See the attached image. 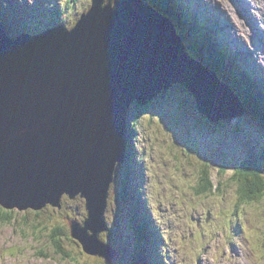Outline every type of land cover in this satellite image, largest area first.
Returning <instances> with one entry per match:
<instances>
[{
    "label": "water",
    "instance_id": "obj_1",
    "mask_svg": "<svg viewBox=\"0 0 264 264\" xmlns=\"http://www.w3.org/2000/svg\"><path fill=\"white\" fill-rule=\"evenodd\" d=\"M91 10L73 29L18 39L0 20V204L61 207L64 194H81L84 225L98 239L117 166L126 162L133 102L150 105L178 84L211 123L245 111L145 0H95ZM78 239L92 250L89 238Z\"/></svg>",
    "mask_w": 264,
    "mask_h": 264
},
{
    "label": "rangeland",
    "instance_id": "obj_2",
    "mask_svg": "<svg viewBox=\"0 0 264 264\" xmlns=\"http://www.w3.org/2000/svg\"><path fill=\"white\" fill-rule=\"evenodd\" d=\"M0 1L3 2L0 15L3 20H8L14 26L12 36L15 37L18 36L19 29L27 24L29 32L33 34L56 24H66L73 29L81 14L90 8L92 0ZM208 1L210 4H207L212 6V0ZM51 3L55 4L53 8H57L49 15ZM219 4L223 8L222 13L232 21L233 30L228 34V39L233 40L236 37L238 40L234 41L239 42L242 39L240 30L245 33L244 43L249 42L251 45L254 63L260 65V68L263 67L264 0H244L241 4L237 0H220ZM45 6H49V9ZM41 8L44 9L45 16L40 13ZM37 17L40 20L38 23ZM205 19L206 23L211 20ZM219 20L223 22L224 18L221 16ZM254 22H257V27ZM220 31L226 37L227 23L224 22ZM213 54L215 56V52ZM212 60L210 61L214 65L217 60L214 57ZM193 61L199 63L200 60L193 58ZM217 71L221 75L224 74L220 70ZM238 71L245 73L241 69ZM257 87L260 86L255 84L253 88ZM249 92L250 89L247 93ZM158 97L160 101L156 106L145 109L146 111H143V108H147L145 106H136L132 110L133 117L143 111L136 120L137 132L140 135L136 138L141 141V136L148 137L143 172L146 181L141 182L144 189L152 194L149 193L146 197L142 194L141 202L134 204L120 198L118 189L113 188L115 194L111 191L109 206L105 210L109 230L100 234L98 239L94 231H82L94 236L95 243L98 244L89 252L78 237L74 236L73 220L68 223V218L75 219L80 224L87 219L85 201L80 197L65 198L62 209H6L13 210V219L10 222L0 220V264H111L108 260L112 259L113 251L116 254L113 264H132L133 250L138 248V244L133 245L137 243V236L132 240L131 237L135 235L133 232L129 233L128 229L132 226L131 214L125 213L136 205L135 210L138 207L139 210L149 213L140 216L139 223L153 222L161 232L164 250L168 249L172 254L168 264H264L263 252L257 250V243L261 241L260 246L264 242V197L239 201L238 183L233 179L235 164L247 159L246 157L254 158L264 170V131L259 129L260 125L257 123L258 127H255L252 120L244 118L237 126L238 130L243 132L241 136L236 134V123L227 120L222 121L220 126L207 127L202 135L200 127L204 124L203 119L207 121L208 118L202 117L197 111L194 95L191 97L188 91L179 85L160 93ZM184 108L187 113L190 111V115L183 114ZM257 109L255 112L264 110L262 105ZM192 124H195L193 127L198 130H194V135H189V127ZM208 131L220 134L213 135L214 139L221 141L220 143L210 140L216 144H212L209 160L214 183L216 186L220 185L221 189L199 196L195 194L194 184L201 177L200 164L205 163L202 156L189 151L191 143L188 142L190 138L191 141L195 139V142L201 139L198 144L202 143V137H206ZM199 133L201 137H198ZM234 135L237 139L233 138ZM140 146L142 147L143 143ZM117 172L119 184L125 167L118 165ZM0 208L5 210L1 204ZM53 227L63 228L54 235V240H58L60 248L51 241ZM255 238L258 239L257 242ZM149 256L154 257L156 254ZM147 260L149 258L145 259V262Z\"/></svg>",
    "mask_w": 264,
    "mask_h": 264
},
{
    "label": "trees",
    "instance_id": "obj_3",
    "mask_svg": "<svg viewBox=\"0 0 264 264\" xmlns=\"http://www.w3.org/2000/svg\"><path fill=\"white\" fill-rule=\"evenodd\" d=\"M151 2L160 13L172 18L173 20L175 19V22H177L178 24L179 30L182 32L183 38L186 40L187 48L189 51L194 52L197 56L199 55L200 58L204 60L206 59L212 60V58L215 57L211 49V46L209 45V42L203 39L196 40L195 38L191 36H187L188 31H191V32L194 31V29L188 25V24H192V20L189 18L186 10L184 11L180 9L177 10L179 7L175 6L176 1L174 2L175 5L172 4L173 0H151ZM214 63L216 67H214L213 64H211L214 68L220 69L222 73H224L225 75L233 79L232 70L228 69L227 65H224L220 61L214 62ZM237 73H240V72L238 71ZM240 74L244 75L243 72ZM223 79L227 81V79H225L224 77ZM239 84L240 85L238 84L237 85L239 87L242 86L243 94L249 97L247 93L245 92V82H242ZM256 96H257L256 97L257 99L259 100L262 99L260 95L256 94ZM249 99H250V102H246V103L250 105L251 111L255 112V110L258 108L259 105L256 106V102H253L252 97H249ZM143 111H146L145 108H143ZM263 111L258 112V113H261V117H262L261 121H264ZM137 127L138 126L134 123L131 125V128H129L131 139L135 138L134 132L135 130H137ZM194 130L196 131L194 127H190L189 135H194ZM194 140L195 139H192L193 141L192 142L189 138L190 142L188 143H191L189 145V151H191L192 154L196 153L197 156L198 155L202 156L203 157L202 159L204 160V163H205V164H200L199 166L201 168L199 170L201 177L194 184L195 186L193 185L195 194L202 196V195H207L208 193L211 194L212 192H215V191L216 192L220 191L221 186L220 185L216 186L214 183V179H213L212 172H211V166H210L211 163L209 160L208 151L206 149L203 151H200V144H196ZM130 165L136 166L135 163L133 164V161L130 162ZM222 165L223 167H226L225 164H222ZM223 169H226V168H223ZM126 175H127L126 180L123 182V184L120 182V185H119L121 198H125L126 201L129 200L130 194L133 193L131 191V187L135 188V191L138 193L139 197L141 196L140 193L145 194L144 187L142 186L143 183L141 182L142 183L141 184L140 182L138 183L137 181L135 182V178L138 177V175H142V174L138 173V175L136 174L135 176V172L132 173L131 167H130V170L128 167V170L126 171ZM233 177H234L233 179H235L236 182L238 183V192H239V196L241 197V199L240 197L238 198L239 201L243 202L242 199H248L251 201V200H257V198L259 197H264V170L261 167V164L258 163V161L248 159V161L242 162L240 165L234 168ZM116 183L118 182L116 181ZM114 188L116 190L115 186ZM12 212L13 210L12 211H9L6 209L1 210L0 208V220H3L5 222H10L13 219ZM61 229L63 228L53 227L52 229L53 235H51V238H52L51 241L52 242L54 241L55 243L53 242V244L59 248H60V245L58 244L59 242L56 239L54 240V235L56 232H60ZM137 233L138 234L136 235H137V242H138L137 247L138 248L136 249L135 264H146V263L156 264L155 262H153V257L149 256L150 254H152V252L148 250V246L149 245L151 246L152 244L154 252L159 253L160 248L158 247V245L160 246V244H159V241L156 240L158 238L157 233H154L153 236L150 238V240H149V237H150L149 234L144 235L143 232H140L139 229H137ZM146 254H148L149 260L145 262V259H147Z\"/></svg>",
    "mask_w": 264,
    "mask_h": 264
},
{
    "label": "bare ground",
    "instance_id": "obj_4",
    "mask_svg": "<svg viewBox=\"0 0 264 264\" xmlns=\"http://www.w3.org/2000/svg\"><path fill=\"white\" fill-rule=\"evenodd\" d=\"M190 2H192V3H194V1L195 0H189ZM201 2H204V4H205V6H206V8L208 9V10H212V11H214L213 13H215V12H224V11H222V7H221V5L219 4L220 3V0H212V6H210V5H208V4H210L209 3V1L208 0H200ZM241 1H244V0H237V2L238 3H240L241 4ZM208 3V4H207ZM95 4V0H92L91 1V4H90V8L87 10V14L88 13H90L92 10H91V6H93ZM193 5V4H192ZM252 10H254V8H251ZM247 13V12H246ZM221 16H223V18H224V21H223V23L219 20V21H214L210 16H209V18L211 19V20H208L209 22H207L206 23V19H203V21H201V22H197V23H192V25H194V27H191V28H195V29H197V30H202V29H205V31L207 32V31H209V29L208 28H206V25H210V26H212V27H214V28H218L219 30L221 29V27L224 25V22L225 23H227V31H226V35H228V34H230L231 33V31L233 30V26L231 25V23H232V21L229 19V17H227V16H225L224 14H221ZM7 19H8V17H6ZM0 19L1 20H3V18L1 17V15H0ZM172 19V18H171ZM43 22V21H42ZM34 23V22H33ZM32 23V24H33ZM171 24L172 25H174L175 27H176V29L178 28V30H179V27H178V25L176 24V22H175V19L174 20H172L171 21ZM257 22H254V25H255V27H257ZM31 28H33V26H30ZM198 27H201V28H198ZM214 28H212V29H214ZM25 30H28L29 31V25L27 24V25H25L23 28H21V29H19V31L21 32V31H25ZM169 30V29H168ZM180 31V30H179ZM211 31H213V30H211ZM223 31H225V30H223ZM42 34V33H41ZM202 34V33H201ZM244 34L245 33H243L241 30H240V34L239 35H241L242 36V39H240V41L238 42L239 44H237V45H235L234 43H233V45L232 46H235V48L238 50V52L239 53H241V54H243V55H249V57H253L254 56V54H252L251 52H250V44H249V42L248 43H244ZM190 35V33L187 35V36H189ZM194 35H196L195 33H194ZM9 37H11V36H9ZM178 38L184 43V45H185V47H186V42H185V39L183 38V36L182 35H178ZM235 39H237L236 37L235 38H233V40H235ZM238 40V39H237ZM190 42V41H189ZM233 42H236V41H233ZM247 42V41H246ZM216 44V43H215ZM220 49V48H219ZM222 49V48H221ZM219 50V54L217 53V51H218V49H216V48H214V49H212V51L213 52H215V59L217 60V62L218 61H220L221 63H223L224 65H227V66H232V59L229 57V55L227 54V52L226 51H223L224 49H222V50ZM255 52H257L256 50H254ZM217 56H218V58H217ZM204 60V59H203ZM205 62H210V63H206L207 65H211L212 63H211V61H210V59H206V60H204ZM199 63H201L200 61H199ZM214 65H215V63H214ZM213 65V66H214ZM212 66V65H211ZM215 67V66H214ZM210 67H206V69H209ZM216 69V68H215ZM233 69L236 71V72H238V70H240V69H244L239 63H234V67H233ZM217 70H220V69H216V71ZM221 71V70H220ZM218 72V71H217ZM235 72V73H236ZM220 75H221V73L220 72H218ZM243 74L244 75H247V74H245L244 72H243ZM238 75H241L240 73L238 74ZM222 77H224L225 79H227V80H229V81H231V84L232 83H238V82H243L242 80H240V81H236V79H232L231 77H229V76H227V75H225V74H222L221 75ZM254 77V76H253ZM226 81V80H225ZM219 82L221 83V84H223L224 86H227V87H229V85H230V83L229 82H224L223 81V83H222V81L221 80H219ZM233 87V86H232ZM254 87H255V85H254ZM232 89H234V88H232ZM186 90V89H185ZM249 91V89H247V88H245V92L247 93ZM262 91L264 92V90L262 89ZM244 103L242 102V107H245L246 109H242V110H244L245 112H246V110L248 111V112H250L251 114H253V112L254 111H251V109H250V105L248 104V103H246V102H250V99H249V97H247V96H245V98H244ZM259 105H263V104H259ZM264 106V105H263ZM263 109H264V107H263ZM263 114H264V111H263ZM259 115L261 116V113H259ZM241 117H243V116H241ZM260 122L262 123V124H264V121H261L260 120ZM130 124V122H128L127 121V125H129ZM209 139L210 140H212L213 139V137H209ZM136 140H137V138H136ZM136 144H137V142L135 143V145H134V147H132V148H128V150H127V153H126V164H127V167L129 166V164H128V157H130L131 155H133V154H135L136 152H137V150L139 149V146H136ZM146 150L144 149V150H142V153H143V156H145L146 155ZM134 162H135V167L136 168H138V169H140L141 171L140 172H142V174H143V172H144V169L140 166V164H139V162L137 161V160H135L133 157L131 158ZM244 161H248V160H243L242 162H244ZM200 164V163H199ZM141 165H143L142 163H141ZM235 166H236V164H235ZM145 175V174H144ZM136 179V181H137V183L138 182H140L141 183V181H144L145 179H143V178H141V177H136L135 178ZM142 184V183H141ZM111 187V186H110ZM113 188V187H112ZM119 197H120V189H119ZM145 197V196H144ZM130 199V201L132 202V203H136V202H138V201H140L141 200V196L139 197V195H137L136 197H135V194L134 193H131V197L129 198ZM86 207V211H87V217H89V209L87 208V206H85ZM5 208V207H4ZM5 209H7V208H5ZM128 213L129 214H131V224L135 227V231L134 232H136V234H138L137 233V229H139L140 230V232H144V230H146L147 229V226H146V224L145 223H139V214H138V212H137V210H135V209H131V211L130 210H128ZM93 224V223H92ZM79 230H83V229H87V231H88V228L85 226V225H83V226H80L79 225ZM92 229H94V224L92 225V227H91ZM102 234V233H101ZM78 237H80V239L81 238H89L88 240H87V242H86V244L88 245V246H91V248H94V247H97V244L95 243V241L92 239V240H90L91 239V235L90 234H86V233H81V235L80 236H78ZM83 247H84V245H83ZM158 247L160 248V252H161V256L162 257H165L166 256V258H163V259H160V261L158 262V263H160L161 262V264H165V262H166V259L167 260H169V258L171 257L172 258V254H170L171 252H170V250H168V249H166V250H164V246H162L161 245V247L158 245ZM252 248V247H251ZM254 248V247H253ZM116 254H115V252L113 251V256H112V260H113V257L115 256ZM134 262L135 261H132V264H134ZM244 262V261H243ZM146 264H150V263H146Z\"/></svg>",
    "mask_w": 264,
    "mask_h": 264
}]
</instances>
